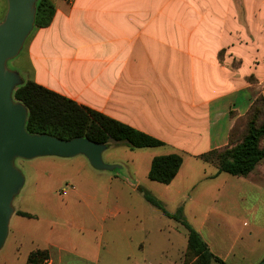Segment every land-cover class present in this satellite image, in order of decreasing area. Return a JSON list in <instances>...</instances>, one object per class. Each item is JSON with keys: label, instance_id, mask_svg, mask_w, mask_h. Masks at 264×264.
Instances as JSON below:
<instances>
[{"label": "crops", "instance_id": "1", "mask_svg": "<svg viewBox=\"0 0 264 264\" xmlns=\"http://www.w3.org/2000/svg\"><path fill=\"white\" fill-rule=\"evenodd\" d=\"M50 1V22L34 26L21 48L24 81L161 140L162 145L148 147L154 153L144 172L154 156L179 154L182 164L164 185L191 190L193 183L184 184L187 170L203 161L202 154L227 146L236 119L264 98V0ZM206 164L213 170L207 175L208 167L200 166L205 176L223 173ZM257 165L264 173V158ZM94 171L91 175L106 178L108 186L102 189L105 208L92 212L90 249L45 238L30 251L47 250L45 264H64V254L80 264H146V236L134 235L123 219L136 215L133 203L146 205L139 187L151 192L118 173ZM127 173L137 176L136 170ZM215 224L220 225L218 219L204 221L197 230L208 245Z\"/></svg>", "mask_w": 264, "mask_h": 264}, {"label": "rangeland", "instance_id": "2", "mask_svg": "<svg viewBox=\"0 0 264 264\" xmlns=\"http://www.w3.org/2000/svg\"><path fill=\"white\" fill-rule=\"evenodd\" d=\"M5 11L6 0H0V20ZM23 52L21 49L15 57L7 60L6 65L26 79ZM263 120L264 111L257 118L259 123ZM243 132L244 127L241 130L239 125L231 139H239ZM159 148L166 149H155ZM150 150L131 149L124 143H110L102 154L103 160L120 167L104 170L105 174L118 173L126 177L127 182L145 187L163 202L168 212L179 211L183 219L196 230L204 221L207 224L218 219L220 225L215 224L212 241L208 245L211 251L227 257L228 264L257 262L264 254V173L260 170L261 165H257L245 177L223 172L211 179L200 168L207 164L198 161L199 165L195 164L187 170L189 179L184 181L185 185L190 181L194 187L177 192L176 188L165 187L147 177L144 165L147 157L154 153ZM14 163L25 181L12 202L14 211L9 220L7 237L0 249V264H26L27 253L45 238L74 245L79 250H89L88 242L92 237L89 229L96 223L92 212L99 213L102 207L105 208L107 196L102 189L108 186L107 179L92 176L96 174V169L82 155L71 158L44 156L30 160L16 158ZM81 167L84 168L78 173L77 169ZM207 167L209 175L213 169ZM131 170L137 171L134 178L128 176L127 172ZM68 185H72L75 190L69 191V187L68 194L62 195V187ZM139 196L146 205L143 207L133 203L136 215L124 218L123 223L134 235L146 236L143 252L145 263L157 264L168 260L183 264L185 227L147 203L141 194ZM17 210L31 217L19 215ZM83 226L85 228L82 230ZM167 238L173 243H169ZM238 256H243L241 262L236 260ZM63 262L80 264L79 259L67 254L63 255Z\"/></svg>", "mask_w": 264, "mask_h": 264}, {"label": "trees", "instance_id": "3", "mask_svg": "<svg viewBox=\"0 0 264 264\" xmlns=\"http://www.w3.org/2000/svg\"><path fill=\"white\" fill-rule=\"evenodd\" d=\"M54 7L50 0H37L34 26H46L53 15ZM13 97L27 108L25 128L29 133H47L59 138L84 136L93 142L106 144L124 143L131 149L157 147L163 142L149 134L132 128L91 109L76 101L50 90L31 80H25L16 87ZM264 111V98H257L247 113L236 119L229 133L227 146L208 151L200 156L206 163L215 164L217 173L245 177L255 165L264 158V146L260 145L264 138V120L258 122V115ZM245 121L244 123H241ZM240 129L244 132L239 139L232 140L233 131ZM182 164V156L176 153L156 155L152 158L147 177L155 182L168 184L176 175ZM143 197L160 209L169 218L175 219L186 229V251L183 264H228L211 251L201 234L190 226L180 212H168L163 203L139 187ZM22 216L30 214L17 210ZM48 252L45 249H35L28 253L26 264H45ZM255 264H264V254Z\"/></svg>", "mask_w": 264, "mask_h": 264}, {"label": "water", "instance_id": "4", "mask_svg": "<svg viewBox=\"0 0 264 264\" xmlns=\"http://www.w3.org/2000/svg\"><path fill=\"white\" fill-rule=\"evenodd\" d=\"M37 0H6V11L0 20V249L8 234L13 214L12 202L25 178L15 159L30 160L55 156L71 158L82 155L96 170H113L118 164L104 162L106 144L84 136L64 139L47 133H29L25 128L27 108L13 97L17 86L24 83L18 72L7 67L32 31Z\"/></svg>", "mask_w": 264, "mask_h": 264}, {"label": "built area", "instance_id": "5", "mask_svg": "<svg viewBox=\"0 0 264 264\" xmlns=\"http://www.w3.org/2000/svg\"><path fill=\"white\" fill-rule=\"evenodd\" d=\"M63 1H64L66 4H68V5H72V4L74 3L75 0H63ZM69 187L72 188V185H70V186L68 185L67 187H62V189H61V193H62V195L67 194Z\"/></svg>", "mask_w": 264, "mask_h": 264}]
</instances>
